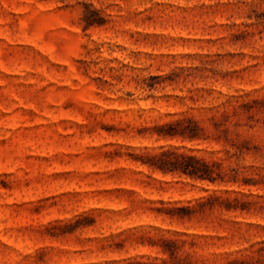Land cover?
Segmentation results:
<instances>
[{"label": "rangeland", "instance_id": "obj_1", "mask_svg": "<svg viewBox=\"0 0 264 264\" xmlns=\"http://www.w3.org/2000/svg\"><path fill=\"white\" fill-rule=\"evenodd\" d=\"M0 264H264V0H0Z\"/></svg>", "mask_w": 264, "mask_h": 264}, {"label": "trees", "instance_id": "obj_2", "mask_svg": "<svg viewBox=\"0 0 264 264\" xmlns=\"http://www.w3.org/2000/svg\"><path fill=\"white\" fill-rule=\"evenodd\" d=\"M178 158L183 159V163L172 164L170 168L171 171L177 170L182 171L185 174L189 175L192 178L200 179V180H213L212 171L208 165L201 164L199 162H195L193 159H189L183 156H178ZM164 170V167H160Z\"/></svg>", "mask_w": 264, "mask_h": 264}]
</instances>
